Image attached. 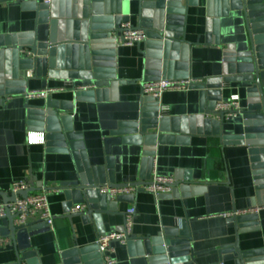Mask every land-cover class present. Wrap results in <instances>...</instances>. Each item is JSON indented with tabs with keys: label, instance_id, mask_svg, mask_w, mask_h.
Returning a JSON list of instances; mask_svg holds the SVG:
<instances>
[{
	"label": "crops",
	"instance_id": "0c3cea01",
	"mask_svg": "<svg viewBox=\"0 0 264 264\" xmlns=\"http://www.w3.org/2000/svg\"><path fill=\"white\" fill-rule=\"evenodd\" d=\"M117 0H112V6ZM63 14L71 10L68 0H58ZM184 15L183 31L190 42V59L187 62L169 61L168 76L175 79H202L213 83L223 77L225 51L233 45L237 52L251 48L250 33L243 10H230L224 15L221 0H179ZM141 0H118L122 14L128 15L133 24L139 25ZM102 12L96 14L105 18V4ZM96 5V4H95ZM264 17V0L256 10ZM64 16V15H63ZM62 16V17H63ZM58 17L59 20L64 18ZM101 17L99 20H101ZM49 23H41L36 11L23 10L21 3L0 0V33L14 34L37 31L39 40L47 39ZM144 43L134 46H120L115 49L116 81L84 80L75 83L97 81L99 88H109L106 97H78L72 88L53 92L48 97L30 98L34 90L57 88L71 80L28 75L27 93L6 96L0 105V190L10 195L12 184L29 182L34 178L37 191H48V201L53 214V226L30 237L17 236V243L8 231L9 219L0 218V264L17 262L25 254L27 264H64L62 253L78 248L81 264H102L96 247L100 234L123 229L125 213L135 208L131 241L127 244L114 242L115 264H151L145 255L146 240L165 236L166 231L185 227L191 237L195 256L190 264H239L238 255L231 247L236 241L237 224L221 214L259 206L254 215V229L239 233V247L243 252L253 253V258L264 260V205L255 201L256 187L249 146L246 144H225L217 135L196 133L180 135L172 142H158L154 155L153 174L174 176L177 180L199 183L204 186L197 194L179 197H158L139 190L131 198L117 202L116 211L95 214L93 217L75 216L67 219V208L84 204L77 197L67 195L63 184L78 180L77 160L73 151L54 145L52 140L44 144H29L27 133L31 106L45 108L49 97L58 104L71 132L79 134L72 141L81 143L77 150L90 167L105 164V140L119 124L137 121L142 113V83L144 82L147 56ZM247 81H233L222 84V96L228 98L239 94L244 110L249 105ZM209 90V86L207 87ZM160 103L169 109V124L175 118H188L200 114L201 90L172 88L160 97ZM211 117V116H210ZM245 115L239 114L233 120H224V136H241L245 130ZM39 133L40 131H32ZM178 138V137H177ZM49 142V143H48ZM117 183L139 181L143 148L132 143L112 146ZM0 203H3L0 196ZM38 222L37 217L29 223ZM29 242V249L22 244Z\"/></svg>",
	"mask_w": 264,
	"mask_h": 264
},
{
	"label": "water",
	"instance_id": "95a60500",
	"mask_svg": "<svg viewBox=\"0 0 264 264\" xmlns=\"http://www.w3.org/2000/svg\"><path fill=\"white\" fill-rule=\"evenodd\" d=\"M179 0H141L139 9V27L147 30L148 39L145 44L147 56L145 81L159 79L163 74L168 76L170 60L187 62L190 59L191 43L184 37L183 9ZM71 10L63 14L60 3L49 6L35 1H23V10L36 11L41 23H49L46 40H39L37 31L23 33H0V105L6 96L27 93V78H21V72L35 71L34 77L48 76L71 81L84 80H109L112 86L116 81L113 72L116 68L115 49L113 48L112 32H119L121 24L129 20L128 15H123L121 7L111 6L112 0H68ZM263 0H221L224 15L230 10H243L250 33L251 48L245 52H237L235 46L230 45L225 51V69L223 77L213 83L195 85L201 90L202 107L200 114L188 118H175L173 124H169L170 117H158L159 98L151 96L142 97V113L134 122H123L118 128L111 131L110 137L105 140L106 159L103 166L90 167L77 150L82 144L73 142L72 139L79 136L71 132L62 115L58 112V104L51 97L45 108L31 106L29 127L30 129L44 132L46 140H52L54 145L73 151L77 160L79 178L73 182L63 184L67 195L77 197L80 202L87 205L85 211L71 212V206L67 208V219L75 216L93 217L95 214L116 211L117 202L131 198L132 195H122L116 199L107 193H102L101 188L122 187L127 185H142L149 183L153 174L154 155L158 142H172L182 137L191 135L213 133L223 140L225 144H246L249 146L254 183L256 187L255 201L258 205H264V17H259L256 11ZM105 4V18L99 14L102 12L101 4ZM96 4V5H95ZM64 15V16H63ZM63 16V17H62ZM58 17L64 20H58ZM30 53V55L28 54ZM170 77V76H168ZM247 81L251 83L248 88L249 105L243 110L245 117V130L241 136H224L222 126L224 119L219 120L210 117L215 104L222 96V84L233 81ZM209 86V90L207 87ZM109 88H97L90 94H76L78 97H95L101 100L106 97ZM222 115V113H221ZM178 137V138H177ZM49 143V142H48ZM132 143L141 145L143 157L139 181L134 183H117L115 179V164L112 156V146L115 144ZM29 187L17 193L8 195L0 190L3 203H10L16 197L26 198L39 188L35 186L34 178L30 179ZM204 186L187 180H177L170 194H162L160 197H179L188 194H197ZM142 190V189H140ZM14 217L7 215L9 219L8 231L12 239L17 243V236L30 237L36 233L50 229L46 221L27 223L16 226ZM254 215H244L235 218L237 224V236L231 245L238 255L239 264H264V260L253 258V253L243 252L239 247V233L255 228ZM122 230V229H120ZM165 241L167 249L155 247ZM148 250L145 254H154L149 258L151 264H159L166 260L167 256H157L168 252L172 264H190L196 255L192 249L191 237L187 235L185 227L182 229L166 231L165 236L159 235L146 240ZM22 249L31 247L29 242L20 246ZM25 254L20 257L17 251V262L21 264L25 260ZM64 264H81V256L78 248H70L62 253Z\"/></svg>",
	"mask_w": 264,
	"mask_h": 264
},
{
	"label": "built area",
	"instance_id": "2783aa9c",
	"mask_svg": "<svg viewBox=\"0 0 264 264\" xmlns=\"http://www.w3.org/2000/svg\"><path fill=\"white\" fill-rule=\"evenodd\" d=\"M13 2L21 3L23 1H35L37 3L48 4L52 7L58 3V0H11ZM113 39V48L116 49L120 46H134L139 45L141 43H145L148 39L147 30L139 27L132 23L129 19L127 21L122 22L121 30L119 32H112ZM30 55V53H28ZM32 71V70H31ZM32 72H28V75H32ZM202 79H175L172 77H168L165 75H161L159 79L145 81L142 83V91L143 96H151L154 98H159L162 94L172 88H181L188 89L195 85L202 83ZM227 84V83H225ZM68 88H72L76 94H90L93 93L97 88H99V84L97 81H89V82H68L66 85L50 88L44 90H34L28 93L30 98L35 97H48L53 92H62L67 90ZM244 108L240 102L239 94H232L228 98H222L218 100L215 104L213 113L210 114L212 118L217 120L223 118L224 120H233L239 114L243 112ZM169 109L164 104L159 102L158 104V117L164 118L168 117ZM222 113V115H221ZM34 131L33 129H30ZM28 132L27 133V142L29 144H44L47 142L44 132ZM38 132V131H37ZM177 182V178L174 176H167L154 173L152 174L151 180L149 183L142 185H127L122 187H109L105 185L101 188L102 193L109 194L112 199H116L122 195H133L140 189L152 194L155 198H158L162 194H170L172 192L174 183ZM29 187L28 182L25 181H17L12 184L11 192L17 193L20 190H24ZM87 205L84 204H76L71 208V212H81L86 210ZM260 210V207L254 208H246V209H238L233 211H228L221 216L228 219H235L239 216L244 215H256ZM8 214H11L14 217V224L16 226L26 225L29 223V220L33 217H37L38 221H46L49 227L53 226L54 218L50 209L49 201H48V191L40 190L32 192L26 198H22L17 196L14 202L10 203H0V218L7 217ZM135 214V208H129L125 213V223L122 230L114 231L111 233H103L97 237L96 247L98 253L100 254L102 264H115L116 259L114 257V242H121L127 244L131 241L130 232L133 225V217ZM9 238L0 239V241H7ZM155 247H162L167 249V244L165 241H162L161 244ZM147 257L151 258L155 256L154 254H145ZM157 256H167L168 261L161 260L159 264H172L170 258L168 257V252L160 253ZM21 264H27L25 260H22ZM158 264V263H157Z\"/></svg>",
	"mask_w": 264,
	"mask_h": 264
}]
</instances>
